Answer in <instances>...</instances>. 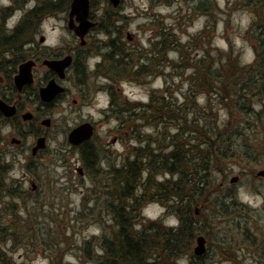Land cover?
<instances>
[{
	"label": "rangeland",
	"instance_id": "obj_1",
	"mask_svg": "<svg viewBox=\"0 0 264 264\" xmlns=\"http://www.w3.org/2000/svg\"><path fill=\"white\" fill-rule=\"evenodd\" d=\"M42 1L16 0L14 3L0 0V32H5L7 27L11 31ZM189 1L122 0L115 8L108 0H93L92 14L100 26L87 38L82 57L86 68L83 76L86 94L70 83L74 97L54 110L47 149L36 158L31 151L27 155L29 166L24 170L37 180V193L22 198L19 195L21 185L16 186L18 191L14 195L8 193L10 159L6 146L0 148V264H93L85 255L83 245L93 237L101 236L102 230L94 218L84 221L83 201L94 194V176L84 166L82 149L68 142V134L73 128L85 121L95 122L96 134L85 148L96 151L103 167L121 165L128 159L133 145L152 142L160 135L158 128L151 123L150 114H145L139 104L147 105L152 96L163 97L164 94L184 101L190 78L195 73L194 58L200 59L209 51L216 54L217 64L227 61L230 56L245 65L255 61L253 43L261 34L259 26L264 24L261 0H203L208 3L204 7H195L198 3L188 4ZM69 12L70 9L41 19L34 34L38 53L45 50L65 56L79 46L68 28ZM43 36L45 43H41ZM159 42L162 45L158 47ZM110 44L120 48L123 55L109 62L104 60V54L113 50L108 46ZM28 48L23 45L21 56L16 57L31 56L24 52ZM3 60L0 56V64ZM96 63H101L100 68H95ZM47 70L40 64L36 75L42 77ZM99 84L105 89L99 90ZM111 93L116 94L114 112H111ZM75 99H78L77 104ZM199 102L204 105L205 99ZM119 108L124 111L120 118ZM218 108V122L223 126L229 120L228 114ZM128 110L132 114L129 115ZM236 126L232 124L233 129ZM8 128L7 124L0 122L3 142L8 139ZM136 131L142 134L139 140H136ZM256 157V162L246 161L245 156L230 162L228 175H220L218 183L221 185L220 194L235 193L253 210L251 221L257 227L253 229L257 231L255 237L262 241L264 177L257 174L264 169V159L259 155ZM80 168L84 171L83 176L79 173ZM15 171L21 178L23 169L19 163ZM105 172L104 176L109 177ZM235 177L238 181L232 182ZM27 186L29 190L32 188L29 182ZM81 212L83 214L78 218ZM143 215L152 220L165 217L166 224H178L177 218L166 216L164 205L155 200L147 203ZM106 218L109 224L111 217L106 214ZM226 221L209 229L212 244L207 240L208 261L253 264V255H257L258 249L247 244L245 251L238 254V244L243 240L237 238L240 229H234L233 225L229 227L230 221ZM220 233L232 238L229 240L231 250L224 253L218 249ZM232 257L238 261L234 262ZM181 263L188 264V261L183 259Z\"/></svg>",
	"mask_w": 264,
	"mask_h": 264
},
{
	"label": "trees",
	"instance_id": "obj_2",
	"mask_svg": "<svg viewBox=\"0 0 264 264\" xmlns=\"http://www.w3.org/2000/svg\"><path fill=\"white\" fill-rule=\"evenodd\" d=\"M261 1L260 12L264 15V0ZM70 2L44 0L23 17L10 36L0 32V56L7 51L21 56V48L32 42L41 19L67 11ZM259 32L253 43V63L245 65L230 56L217 64L216 54L206 51L202 58H194L195 73L184 101L164 94L152 96L147 105L140 103L160 135L152 142L133 145L121 165L103 167L96 151L82 149V161L94 176L95 187V198L83 201L84 221L94 218L102 230L101 236L83 245L89 262L182 264L185 259L188 264H215L208 261L207 254L196 256L193 248L200 235L212 244L209 229L227 220L229 227L240 229L237 238L243 240L238 244V254L245 251L247 244L255 246L258 252L253 255V264H264V239L255 237L253 210L235 193L220 194L218 183L220 175H228L230 162L242 156L249 162H256V155L264 159V24L259 26ZM122 55L120 48L113 46L107 61ZM202 98L204 105L199 102ZM217 108L228 114L229 120L223 126L218 122ZM127 113L132 114L130 110ZM233 123L237 125L235 129ZM140 136L137 132L136 140ZM150 200L162 203L166 216L176 217L178 224H166L165 217L145 218L143 210ZM259 213L262 214L260 210ZM106 214L111 217L109 224ZM230 239L220 233L217 244L222 253L231 250ZM232 259L238 261L236 257Z\"/></svg>",
	"mask_w": 264,
	"mask_h": 264
},
{
	"label": "flooded vegetation",
	"instance_id": "obj_3",
	"mask_svg": "<svg viewBox=\"0 0 264 264\" xmlns=\"http://www.w3.org/2000/svg\"><path fill=\"white\" fill-rule=\"evenodd\" d=\"M91 1V12H90V20L95 23V26L91 28L88 34L85 36L86 44H82V39H80L74 31L70 30L69 22H70V15L68 17V28L74 34V38L76 44L78 43L79 46L74 47L71 49V52L67 55H60L53 52H46L44 50L43 53H38L35 49V40L33 39L32 42H28L24 46H28L29 48L25 50L31 56L25 55L24 57L17 58V53L13 51H7L2 54L3 62L0 64V99L4 102L7 106V110L10 112L7 115L3 110L0 109V122L2 124H7L9 129L8 139L7 141L3 142L4 140L0 136V148L1 146H6L8 150V157L10 159V188L8 189V193L14 195L17 185H21V189L19 190L20 197H29L32 193H37L39 190V184L37 180L33 179L31 173L25 171L28 169V152L31 151L32 155L36 158L38 155L42 154L48 147L49 142L51 141L50 132L49 130L52 128L53 125V117H54V110L60 104L65 102L70 97H74V92L70 83L80 87L78 91H81L86 94V91L83 89L84 87V79L83 76L86 75L84 62L82 60L85 48L88 44V37L93 35V31L95 32L99 29V22L96 21V18L92 14V7H93V0ZM109 1V0H108ZM110 2V1H109ZM122 2V1H121ZM191 3H198L195 7H204L208 5L207 1L203 0H191L188 4ZM72 0L69 5V9L71 7ZM111 3V2H110ZM112 4V3H111ZM113 5V4H112ZM121 5V4H120ZM119 5V6H120ZM118 6V7H119ZM115 7V6H114ZM115 7V8H118ZM70 14V12H69ZM77 23V22H76ZM117 32L120 33L121 30L117 28ZM8 36H10V27L6 28L5 31ZM120 36V34H119ZM44 38V41L42 40ZM41 38V43H45V37ZM38 46V45H36ZM110 49L113 48V45L110 44ZM41 48V47H40ZM111 50L107 51L104 54V60L107 61L108 54ZM68 56L72 57L71 64L66 67L63 72V76L57 72L56 70L48 67L45 64L46 60H62ZM34 61L35 65L33 66L32 73H33V81L31 83H27L22 86H18L16 83V76L19 73L20 65L27 61ZM46 67L48 70L42 77L36 75V70L39 65ZM101 63H96V69L100 68ZM88 68V67H87ZM53 81L58 86L63 88L64 90L59 93L54 99L50 101H46L42 98L41 91L43 88L48 86V84ZM72 81V82H69ZM78 81V83H77ZM77 83V84H76ZM101 85V86H100ZM99 90L105 89L103 84L98 85ZM108 91V90H107ZM74 103H78V99L74 100ZM111 112H114L116 109V94L111 93ZM118 116L119 118L124 113L122 109H118ZM114 114V113H111ZM115 115V114H114ZM84 123H90L95 128L96 134V123L91 121H85ZM78 125V126H80ZM76 126L75 128H77ZM73 128L68 134V142L70 133L75 129ZM94 136L87 142L82 143L81 145H70L74 146L78 149H84L94 138ZM41 139H45V147L38 149V143ZM3 140V141H2ZM10 141V143H9ZM86 149V148H85ZM82 153V150H81ZM19 163V167L23 169V174L21 178L16 176L17 164ZM25 169V170H24ZM82 169V168H80ZM79 169L80 175L83 176L84 171L81 173ZM83 170V169H82ZM16 178V179H15ZM32 184V188L29 190L27 183Z\"/></svg>",
	"mask_w": 264,
	"mask_h": 264
},
{
	"label": "water",
	"instance_id": "obj_4",
	"mask_svg": "<svg viewBox=\"0 0 264 264\" xmlns=\"http://www.w3.org/2000/svg\"><path fill=\"white\" fill-rule=\"evenodd\" d=\"M113 6L118 7L121 4L122 0H109ZM91 12V1L90 0H72L70 7V22L69 28L74 31L75 34L82 39V44H86L85 36L88 32L95 26V23L90 20ZM77 22V23H76ZM44 41V38H42ZM72 57L68 56L62 60H46L45 64L59 72L63 76V72L71 64ZM35 65V62L30 60L24 62L20 65L19 73L16 76V83L18 86L31 83L33 81L32 69ZM64 89L58 86L55 82L51 81L48 86L42 89L41 95L42 98L46 101L54 99L59 93ZM0 109L3 110L7 115L10 112L7 110V106L0 99ZM95 133V128L90 123H84L77 128H75L69 135V141L73 145H81L84 142L89 141ZM45 139H41L38 143V149L45 147ZM82 173L83 170L80 169ZM259 177H264V169L259 171L257 174ZM238 181V178L235 177L232 179V182ZM196 246L194 248V254L196 256H203L207 252V239L205 236L200 235L196 240Z\"/></svg>",
	"mask_w": 264,
	"mask_h": 264
}]
</instances>
